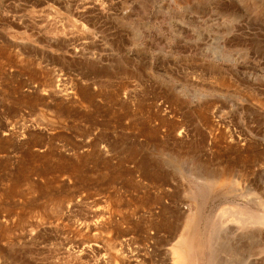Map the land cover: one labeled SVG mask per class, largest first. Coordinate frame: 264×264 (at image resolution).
<instances>
[{
  "label": "rangeland",
  "instance_id": "374dc122",
  "mask_svg": "<svg viewBox=\"0 0 264 264\" xmlns=\"http://www.w3.org/2000/svg\"><path fill=\"white\" fill-rule=\"evenodd\" d=\"M263 212L264 0H0V264H264Z\"/></svg>",
  "mask_w": 264,
  "mask_h": 264
},
{
  "label": "bare ground",
  "instance_id": "6f19581e",
  "mask_svg": "<svg viewBox=\"0 0 264 264\" xmlns=\"http://www.w3.org/2000/svg\"><path fill=\"white\" fill-rule=\"evenodd\" d=\"M154 173V172H153ZM158 175V174H157ZM167 175V172H166ZM210 176V175H209ZM209 176L207 175H192L190 176V174L188 175L189 180L191 181H195V182H203L204 180H209ZM160 177V176H159ZM197 221V220H196ZM191 220V218L188 216L187 219L185 220V224H184V231H182V233L180 234L179 238L177 239L175 245L173 246V250L172 253L175 256V260L173 264H191V263H187L185 261V254L188 255L189 251H191L192 248V244H194L192 242L191 244V239L194 237V235H196L195 229L196 227H198V223ZM240 224V223H239ZM246 225V224H244ZM252 227H257L259 228L260 226H264V212L263 214L259 215V217L253 221V223L251 224ZM183 230V229H182ZM254 244V243H253ZM264 244V243H263ZM191 245V246H190ZM194 246V245H193ZM195 247V246H194ZM198 248V247H197ZM259 248V247H258ZM262 249V248H261ZM193 250V249H192ZM203 251V250H202ZM193 253V252H192ZM191 253V254H192ZM196 254V253H194ZM187 258L189 259V256H187ZM191 259V258H190ZM195 260V259H194ZM191 261V260H190ZM193 261V259H192ZM207 264V263H206Z\"/></svg>",
  "mask_w": 264,
  "mask_h": 264
}]
</instances>
